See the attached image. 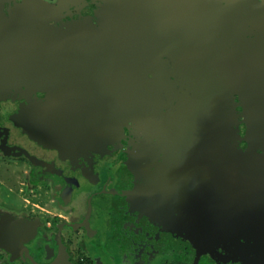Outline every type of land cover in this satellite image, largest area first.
Returning a JSON list of instances; mask_svg holds the SVG:
<instances>
[{
  "label": "flooded vegetation",
  "instance_id": "1",
  "mask_svg": "<svg viewBox=\"0 0 264 264\" xmlns=\"http://www.w3.org/2000/svg\"><path fill=\"white\" fill-rule=\"evenodd\" d=\"M105 2L0 0V22L16 35H103L104 29L111 27L103 21ZM195 3L210 19L209 51L190 55L210 58L198 65L197 71L206 75L202 79L230 76V57H264L237 53L241 39L264 37V0ZM151 18L161 29V16L148 14L147 26ZM157 30L148 29L146 36L161 40L162 33ZM147 43V52L138 56L152 57L155 68L165 75L164 87L153 100L143 99L139 113L119 119L118 111L112 112L106 127L100 131L98 125H93L80 140L55 142L46 133L53 121L28 113L52 108L56 102L54 90L25 82H14L0 90V221L8 217L21 223L19 231H10L13 237L9 248L0 247V264H134L135 260V264H240L238 259L217 252H199L184 238L153 229L151 223L146 228L141 221L143 229L139 228L138 233L129 227L134 215L129 210L134 207L128 208L127 200L144 204L140 210L143 218L178 198L208 211L222 201L250 192L255 182H247V170L257 179L264 164V149L252 152L248 166L241 164L247 148L243 114L246 101L233 83L222 86L216 78L217 93L202 97L207 101L197 104L194 121L202 126H227L225 139L208 148L176 154L164 149L156 127L163 116L192 100L194 91L175 73L170 56L152 46L153 40ZM76 77L89 82L95 79L88 64ZM66 90L73 101L86 100L91 91L85 82L67 86ZM58 148L74 149L75 155H60L54 151ZM232 162L240 164L234 165L231 175L239 176L244 183L238 196H212L206 191L199 194L190 190L198 188L199 179L205 181L208 177L198 175L200 168L215 163L225 168ZM82 173L83 177H78ZM83 178L89 184L72 194L70 186Z\"/></svg>",
  "mask_w": 264,
  "mask_h": 264
},
{
  "label": "water",
  "instance_id": "2",
  "mask_svg": "<svg viewBox=\"0 0 264 264\" xmlns=\"http://www.w3.org/2000/svg\"><path fill=\"white\" fill-rule=\"evenodd\" d=\"M148 14L161 16V29L154 25L152 18L151 25H146ZM103 21L111 26L104 29L106 34L68 38L49 34L16 35L0 22V54L21 56L0 57V90L14 82L54 90L56 102L52 108L28 112L31 117L53 121L46 129L51 139L55 142L69 138L80 140L93 125H98L100 131L106 127L112 112L118 111L119 119L127 118L141 111L143 99L153 100L164 87L165 75L155 68L152 57L138 56L147 52L150 39L155 42L152 46L170 56L175 73L194 91L192 100L167 113L156 127L164 149L176 154L208 148L225 139L227 126L217 123L202 126L194 121L197 104L207 101L202 97L217 93L215 78L222 86L233 83L246 101L243 114L247 148L241 164L248 166L253 160L252 152L264 149V57H230L233 65L230 76L202 79L201 76L206 75L197 71L198 65L209 62L210 58L190 55L209 51L210 19L197 9L195 0H106ZM148 29L151 32L158 29L157 32L162 33L161 40L159 37L156 40L155 36L148 38ZM260 48H263L261 52ZM237 53L264 54V37L241 39ZM85 64L94 72L93 82L76 77ZM82 82L91 90L88 98L71 100L67 86ZM239 164L232 162L223 168L215 163L209 168H200L198 175L208 177L205 181L197 179L198 188L190 190H197L199 194L206 191L212 196L219 193L238 196L244 183L231 173L234 165ZM247 171L251 174V170ZM249 176L248 183L251 182ZM20 228L21 223L8 217L1 220L0 247L9 248L13 237L10 231Z\"/></svg>",
  "mask_w": 264,
  "mask_h": 264
},
{
  "label": "rangeland",
  "instance_id": "3",
  "mask_svg": "<svg viewBox=\"0 0 264 264\" xmlns=\"http://www.w3.org/2000/svg\"><path fill=\"white\" fill-rule=\"evenodd\" d=\"M54 151L60 155H75L74 149L58 148ZM83 175L78 174V177ZM249 179L255 182L250 192L232 201H222L217 208L208 211L178 198L177 202L160 205L155 213L143 218L140 210L144 209V204L127 200L128 208L134 207L129 210L134 211L129 227L138 233L139 228H148L151 223L152 227L155 226L153 229L159 228L184 238L200 249L199 252H217L219 256L238 259L240 264H264V164L257 179L252 178V174ZM80 181L70 186L72 194L90 182L84 178Z\"/></svg>",
  "mask_w": 264,
  "mask_h": 264
}]
</instances>
